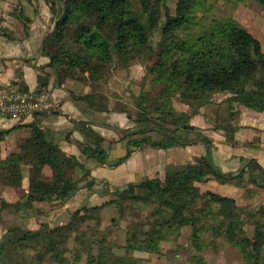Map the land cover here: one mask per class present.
Listing matches in <instances>:
<instances>
[{
  "label": "trees",
  "instance_id": "obj_1",
  "mask_svg": "<svg viewBox=\"0 0 264 264\" xmlns=\"http://www.w3.org/2000/svg\"><path fill=\"white\" fill-rule=\"evenodd\" d=\"M54 1L45 0L51 17L54 13ZM163 1L138 0L143 19L131 10L130 0H63L62 14L55 21L53 32L44 38L41 48L43 55L49 57L48 67L54 72L57 82L60 77H69L77 82H99L102 80L100 69L116 65V54L117 63L127 66L129 58L139 57L147 51L153 52L151 33L160 22L159 7ZM255 1L264 8V0ZM198 7L208 8L205 0H178L174 16L165 15L166 19L161 26L162 41L158 44V60L149 71L154 82L163 81L165 85L153 103L146 97L147 92L141 91L136 119L121 110L136 126L125 132V136L131 138L126 142V153L117 165L127 161L135 149L145 144L154 148L169 149L189 143L181 141L176 135V129H171V126L176 128L174 119L189 117L174 112L171 104L174 96L180 98L183 103L198 102L200 107L209 103L213 94H229L230 97L224 102L231 109L237 105L264 111V55L260 41L245 28L232 20H223L202 36L188 35L183 40H177L179 30L187 32V27L193 20L192 15ZM74 23L77 25L74 41L78 46L76 51L66 45V32ZM39 84L43 87L46 82L39 78ZM75 100L83 101L89 110H106L99 94L84 95ZM180 128L184 131L194 130L185 123ZM151 131L160 132L164 138L151 140L145 136ZM226 132H229V129H226ZM84 133L93 139L89 158L95 159L101 165L106 164L107 156L100 147L101 139L89 128L84 129ZM137 135L141 137L135 138ZM225 135L227 141L232 140L230 135ZM200 137L208 146L209 141ZM22 147L25 150L24 155L12 154L3 162L7 175L1 182L5 185H17L21 178L18 163L25 161L32 167L30 189L22 203L8 204L0 200V216L3 211L12 214L25 213L37 202H65L79 190L78 180L69 172L72 166L79 167V163L75 158L67 157L56 146L46 142L35 127L32 136ZM205 159L207 160V157ZM247 163L254 161L249 160ZM45 165L53 171L50 181H44L41 176ZM244 168H240L236 174L222 173L212 165L203 168L205 170H192L185 166L169 168L163 180L153 178L129 183L123 188L114 189L113 198L102 206L84 207L74 211L69 224L49 230L45 237L52 243L54 240L66 242L67 233L75 231L74 240L80 244L86 235L85 232L77 231V225L85 222L88 217L90 219L91 213L107 205H120L130 199L152 200L158 205L152 215L154 219L150 222L148 240L136 242L132 248L154 253L158 251L157 242L164 238L159 234L160 230L173 232L189 226L195 236L197 231L202 229L198 230L193 221L198 204L213 208L216 216L235 218L239 208L234 199L211 192H201L196 184L205 181L208 176L224 184L242 177ZM258 169L263 176L261 168ZM251 181L264 187L262 181L257 183L252 178ZM248 217L253 226V234L247 237L240 221L236 219L228 223L221 222L219 228L214 229L242 250L247 263L254 264L264 249V207L249 211ZM18 229L24 233L17 241L39 236V232H31L23 227H17L15 230ZM11 232L8 230L7 234L10 235ZM103 257L102 254L95 258L90 256L87 264H106L102 261ZM118 262L117 264L121 263L119 258ZM125 262L137 264L131 257H127Z\"/></svg>",
  "mask_w": 264,
  "mask_h": 264
},
{
  "label": "crops",
  "instance_id": "obj_2",
  "mask_svg": "<svg viewBox=\"0 0 264 264\" xmlns=\"http://www.w3.org/2000/svg\"><path fill=\"white\" fill-rule=\"evenodd\" d=\"M52 30V17L45 0H0V92L11 88L31 96L43 95L49 105L46 111L19 120L0 116V200L8 204L22 203L28 195L32 167L27 162L18 163L21 178L17 185L2 184L1 179L7 175L3 162L12 154H25L22 146L32 136L34 127L46 142L56 146L67 157L75 158L80 165L69 169L79 184V190L71 198L65 202L33 203L27 212L13 214L15 222L27 223L26 228L30 231L51 220L64 225L65 219L61 217L69 216L70 203L77 207L82 200L89 199L92 202L90 206L102 205L106 201L99 203L95 200L105 187L109 189L107 196L111 197L114 189L144 179L163 180L169 168L185 164L203 169L210 162L222 173L236 174L247 160H253L254 163L244 166L245 172L240 180L220 184L208 176L205 181L196 184L201 192L232 198L237 205L251 202L247 191L249 187L256 188L257 184L250 185L247 179L264 182V111L237 105L231 109L224 102L230 95L218 93L212 95L209 103L192 110L188 103H174L176 114L189 117L174 119L176 128L171 126V129H176V135L186 137L183 141L189 143L169 149L145 144L135 149L127 161L117 165L126 153V142L131 138L125 136V132L136 125L125 113L114 108L120 103L118 98L99 90V86L93 89L91 84L66 77H60L57 82L54 72L48 67L49 57L41 51L44 38ZM261 49L264 55L262 42ZM39 78L46 82L45 86H39ZM126 81L127 85L130 84L127 78ZM88 94H99L106 110H89L83 101L75 100ZM183 123L194 130L184 131L180 128ZM86 128L101 139L100 147L106 153V164L101 165L89 158L93 139L84 135ZM226 133L231 136V141L226 140ZM199 135L209 141L208 146ZM145 136L153 141L164 138L158 131H151ZM138 137L141 136H135ZM257 166L263 171V176ZM41 176L44 181H50L52 169L45 165ZM82 208L77 207L73 212ZM8 213H1L0 234L5 233ZM229 264L235 263L231 259Z\"/></svg>",
  "mask_w": 264,
  "mask_h": 264
},
{
  "label": "rangeland",
  "instance_id": "obj_3",
  "mask_svg": "<svg viewBox=\"0 0 264 264\" xmlns=\"http://www.w3.org/2000/svg\"><path fill=\"white\" fill-rule=\"evenodd\" d=\"M62 2L63 0L54 1L53 30L54 23L61 16L64 8ZM130 2L131 10L144 19L138 0H130ZM177 2L178 0H164L159 7L160 22L158 27L151 33L153 52L147 51L139 57L129 58L127 66L117 63L118 57L116 54L114 58L116 65H108L100 69L101 81L90 82L85 80L80 83L91 84L93 89L99 86V90L109 95L112 94L120 101L114 108L124 110L136 119L141 91H146V97L153 103L157 100L159 91L165 85L163 81L154 82L149 71L158 60V44L162 41L161 26L166 19L165 15L174 16ZM205 3L208 8L198 7L194 11L192 23L186 30L188 33L179 30L177 40H183L188 35L202 36L204 32H210L217 23L223 20H232L247 31L249 29L260 43H264V8L255 0H244L243 2L236 0H205ZM76 28L77 25L74 23L66 32V45L73 51H76L78 47L74 42ZM66 78L74 80L69 77ZM126 78L130 82L128 85L126 84ZM174 103L180 104L183 102L180 98L174 96L171 99L172 107ZM184 103H188L191 110L199 106L198 102L187 101ZM179 137L181 141L186 139V137ZM183 142H186V140ZM246 163L242 167L251 164ZM210 165L209 162L207 166ZM184 166L196 170L192 164H185ZM240 179L241 177L233 181ZM247 183L250 185L255 184L251 179H247ZM107 193H109V189L105 187L104 192L101 195L99 194L95 201L103 203L109 201L110 198L112 199L113 196H107ZM247 194L251 202L249 204L246 202V205L236 204L239 212L232 219L216 216L213 208L198 204L194 211L193 221L198 230L202 229L197 231L195 236H193L192 228L189 226L181 227L173 232L165 229L160 230L159 234L163 235L164 238L157 242L158 251L154 253L142 249L133 250L132 248L136 242L148 240L147 235L151 230L150 222L154 219L152 215L158 205L152 200L130 199L120 205H107L91 213L90 219L88 217L85 222H80L77 225V231L85 232L86 235L80 244H77L74 240L75 231L66 234V242L54 240L55 242L52 243L45 236L49 230L69 224L71 214L77 207L93 208L102 206H90L92 202L89 199L82 200L80 206L77 207L73 202L69 204V216L63 215L61 217L65 219L66 223L64 225H59L49 219L50 222L38 225L37 230L31 231L39 232V236L27 237L22 241H17V239L23 235L24 231L15 229L17 227L27 229V223L15 222L13 214L7 212L6 217L9 220L7 219L4 224L5 233L0 234V264H87L90 256L95 258L99 254L104 255L102 261L106 264H117L119 263L118 258L120 264H127L125 262L127 257L136 260L137 264H224V261L229 264L231 259L235 264H249L246 262L242 250L214 229L219 228L221 222L228 223L236 219L240 221L245 237L253 234V226L248 217V212L264 207V187L258 185L256 188L255 186L254 188L249 187ZM234 201L236 203V200ZM8 230L12 231L10 235L7 234ZM186 230H188V233ZM48 242L50 243L46 245ZM46 246H48V249H46ZM254 264H264V249L259 254L258 261Z\"/></svg>",
  "mask_w": 264,
  "mask_h": 264
},
{
  "label": "built area",
  "instance_id": "obj_4",
  "mask_svg": "<svg viewBox=\"0 0 264 264\" xmlns=\"http://www.w3.org/2000/svg\"><path fill=\"white\" fill-rule=\"evenodd\" d=\"M48 108L43 95L31 96L11 88L0 92V116L19 120L40 114Z\"/></svg>",
  "mask_w": 264,
  "mask_h": 264
}]
</instances>
